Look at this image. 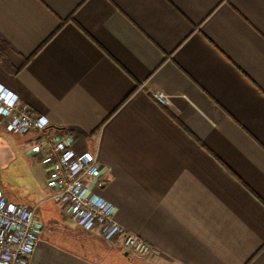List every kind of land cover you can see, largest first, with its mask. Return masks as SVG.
Segmentation results:
<instances>
[{"label": "crops", "instance_id": "1", "mask_svg": "<svg viewBox=\"0 0 264 264\" xmlns=\"http://www.w3.org/2000/svg\"><path fill=\"white\" fill-rule=\"evenodd\" d=\"M0 36L32 58L0 85L96 156L90 187L155 250L81 228L29 135L45 175L15 202L43 223L30 264H264V0H0Z\"/></svg>", "mask_w": 264, "mask_h": 264}, {"label": "built area", "instance_id": "2", "mask_svg": "<svg viewBox=\"0 0 264 264\" xmlns=\"http://www.w3.org/2000/svg\"><path fill=\"white\" fill-rule=\"evenodd\" d=\"M156 99L163 105L169 103L162 93ZM0 123L10 134L33 136L28 152L41 162L52 192L50 199L67 209L81 228L97 230L107 241L119 240L139 259H148L155 253L152 245L115 220V206L90 187L95 184L104 188L106 181L95 155L74 150L72 132L53 128L46 116L36 114L2 85ZM37 210L36 206L11 201L0 188V264H30L43 230Z\"/></svg>", "mask_w": 264, "mask_h": 264}, {"label": "rangeland", "instance_id": "3", "mask_svg": "<svg viewBox=\"0 0 264 264\" xmlns=\"http://www.w3.org/2000/svg\"><path fill=\"white\" fill-rule=\"evenodd\" d=\"M23 140V135L0 128V188L11 201L25 203L34 195L32 188H42L45 175L27 153L28 145Z\"/></svg>", "mask_w": 264, "mask_h": 264}, {"label": "trees", "instance_id": "4", "mask_svg": "<svg viewBox=\"0 0 264 264\" xmlns=\"http://www.w3.org/2000/svg\"><path fill=\"white\" fill-rule=\"evenodd\" d=\"M31 59L30 57L23 58L21 61L18 60L16 50L0 36V65L4 69L13 74H18L28 65Z\"/></svg>", "mask_w": 264, "mask_h": 264}]
</instances>
